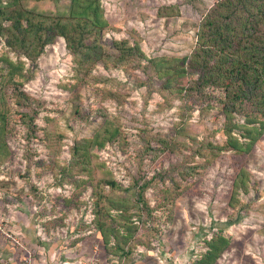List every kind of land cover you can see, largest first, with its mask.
<instances>
[{
	"label": "rangeland",
	"instance_id": "1",
	"mask_svg": "<svg viewBox=\"0 0 264 264\" xmlns=\"http://www.w3.org/2000/svg\"><path fill=\"white\" fill-rule=\"evenodd\" d=\"M216 1L100 0L108 22L101 43L128 38L148 59L172 64L191 54L198 25ZM24 2L55 12L67 0ZM4 54L18 60L0 37L9 151L0 160V264L90 257L97 264H202L215 235L228 245L213 264H264V132L248 152L224 150L207 159L206 152L194 155L193 139L225 142L216 97L178 95L162 86L153 65L145 73L146 61L137 59L85 71L62 37L35 60L21 56L15 83L4 77ZM114 127L119 134L110 138ZM84 139L91 147L81 158ZM242 171L246 191L235 187ZM135 179L149 182L147 206L133 199ZM111 202L126 205L128 222L116 211L110 221L125 225L118 240L128 255L111 256L95 227V214Z\"/></svg>",
	"mask_w": 264,
	"mask_h": 264
},
{
	"label": "trees",
	"instance_id": "2",
	"mask_svg": "<svg viewBox=\"0 0 264 264\" xmlns=\"http://www.w3.org/2000/svg\"><path fill=\"white\" fill-rule=\"evenodd\" d=\"M107 26L100 0H67L65 7L55 12L38 11L24 0H0V37L4 38L8 48L18 52L17 61L3 55L2 59L7 63L4 77L15 83L13 73L24 65L20 57L35 60L56 37L64 39L74 62L86 68L85 71L99 63L117 67L134 59L146 61L145 73L153 65L164 88L182 96L193 93L216 97V108L224 118L225 142L217 145L209 140L193 139L194 155L203 156L206 152L210 159L224 150L237 153L251 150L264 132V0H217L198 25L196 46L191 54L175 59L172 64L166 63V57L148 59L139 44L128 38L113 40L106 47L101 38ZM160 63H166L162 71L158 68ZM207 89H211L210 93ZM214 90H218V97ZM33 121L32 118L30 123ZM7 129V114L0 104V160L9 154ZM109 134L110 138L116 137L118 127ZM84 142L81 158L87 157V146L91 147L90 143L88 145L90 139H84ZM237 177L240 179L235 181V187L239 184L246 191L245 172L238 173ZM109 184L111 188L116 187L114 181ZM148 185V181L134 180L133 199L137 204L147 206L144 191ZM113 204H102L103 211L94 217L95 227L108 245L111 256L116 251L128 255V249L118 240L125 225L113 226L110 221L111 211H116L127 223L123 215L127 211L126 205L121 208ZM206 244L208 249L199 262L213 264L228 245V239L215 235Z\"/></svg>",
	"mask_w": 264,
	"mask_h": 264
},
{
	"label": "built area",
	"instance_id": "3",
	"mask_svg": "<svg viewBox=\"0 0 264 264\" xmlns=\"http://www.w3.org/2000/svg\"><path fill=\"white\" fill-rule=\"evenodd\" d=\"M74 264H97V260L94 257H90V258L85 259V260H78Z\"/></svg>",
	"mask_w": 264,
	"mask_h": 264
}]
</instances>
